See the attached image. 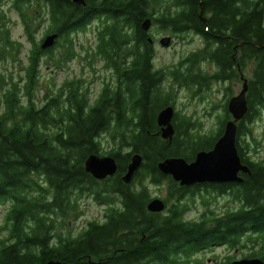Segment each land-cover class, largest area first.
Returning a JSON list of instances; mask_svg holds the SVG:
<instances>
[{"label":"trees","instance_id":"obj_1","mask_svg":"<svg viewBox=\"0 0 264 264\" xmlns=\"http://www.w3.org/2000/svg\"><path fill=\"white\" fill-rule=\"evenodd\" d=\"M85 2L13 0L32 44L25 63L22 44L12 38L0 15V62L19 63L22 70L18 79L0 71V208L9 204L1 228L7 236L0 241V264H192L194 253L212 243L232 248L251 244L247 257L264 260V159L248 127L264 114V0ZM41 16L44 38L59 35L48 50L37 39L43 29L37 30L42 23L35 22ZM147 19L174 36L192 34L205 41L204 50L183 57L169 72L176 84L198 91L212 82L243 84L242 76L247 78L252 65L249 109L239 123L237 140L251 174L243 184L222 190H230L232 202L239 204L223 215L209 211L188 220L193 196L201 190L185 203L189 190L162 174L158 164L168 158L193 161L199 151L211 150L232 118L228 105L218 117H224L219 133H195L197 123L176 113L173 140L162 138L158 115L168 106L175 108L174 91L163 87V70L155 69V40L151 30L142 28ZM93 25L97 45L88 65L94 69L103 62L113 73L112 81L104 82L93 99L83 80H68L49 88L39 102L42 69H62L77 57L74 39ZM61 47L66 53L58 57L54 51ZM45 55L49 59L44 63ZM207 62L215 66L214 74L200 69ZM106 136L116 149L105 155ZM93 154L114 157L117 174L104 181L88 174L85 162ZM134 154L143 163L126 184L122 178ZM146 180L168 185L166 212L148 211L152 198ZM204 192L213 194L216 188L208 185ZM87 195L105 205L102 220L64 237L58 229L68 231L69 223L81 217L79 201Z\"/></svg>","mask_w":264,"mask_h":264},{"label":"rangeland","instance_id":"obj_2","mask_svg":"<svg viewBox=\"0 0 264 264\" xmlns=\"http://www.w3.org/2000/svg\"><path fill=\"white\" fill-rule=\"evenodd\" d=\"M4 9L8 12V16L11 19L10 23H8V27L11 30L12 38L23 46L21 57L23 63H25L27 62L26 57L32 45L27 39L24 25L19 21L20 18L18 13L12 9V4H6ZM45 30L46 27L44 23L43 31L37 35L38 41L42 39ZM151 35L155 40L154 48L156 57L154 66L156 70H163V87L166 89L173 88L176 113L180 114V116L191 118L193 122L197 123L194 130L195 133H219L224 117L221 120H219L218 117L224 114L226 102L241 91L242 83L226 84L212 82L208 88L201 91H198L195 87L192 89L174 83L169 72L174 70V67L179 64L183 57L192 52L204 50L205 41L192 34L174 36L169 32L160 30L158 26H153L151 28ZM166 36L173 37V42L170 47H163L160 44V40ZM74 40L77 57L65 64L62 69H58L54 64V66H45L42 69L39 87L36 90V98L39 102L49 93V88H59L68 80H83L85 86L90 89L93 99L100 93L104 82L112 81L113 73L112 71L104 69L103 62L95 65V70L88 65L93 48L97 45L95 25L90 27L87 32L79 34ZM54 53L60 57L65 55L66 49L61 47L55 50ZM47 59H49V56L45 57V61ZM200 69H203L208 74H214L216 71L215 66L208 62L200 65ZM5 70H8L9 74L12 73L15 77L14 79H18V77L22 75L19 63H13L12 61L0 62V71ZM252 74V65H250L246 71V77L250 80L253 76ZM248 127L253 131V137L261 144L259 156L264 159V114H262L261 119L257 120L254 124H249ZM244 141L248 143L249 137H244ZM114 149H116V145L112 139L108 136L104 137L103 153L106 155ZM144 184L148 188L152 199L157 197L167 199L169 197L167 184L155 185L152 184L150 180H146ZM205 201L207 203H204ZM79 202L82 215L78 220L69 223L70 230L64 231L68 236H76L79 232L84 230L91 221H101L105 213V205L97 203L92 195L83 196ZM185 203L188 202L186 201ZM195 204V208L191 209L187 215L188 220H198L204 212L209 211L215 212L217 215H223L226 211L235 209L239 206L238 203L232 202L227 196L207 192L200 193ZM8 207L9 204L3 205L0 208V241L7 236V233L2 231L1 228ZM249 246L251 248V244ZM250 248L229 250L219 247L215 250V254L219 256L218 263L222 264L228 254L231 256L243 255L249 253ZM211 257L213 258V255H207V258L204 259L205 264H210L209 259Z\"/></svg>","mask_w":264,"mask_h":264},{"label":"water","instance_id":"obj_3","mask_svg":"<svg viewBox=\"0 0 264 264\" xmlns=\"http://www.w3.org/2000/svg\"><path fill=\"white\" fill-rule=\"evenodd\" d=\"M79 5H86L85 0H72ZM203 7V4L201 5ZM203 11L201 12L202 15ZM202 17V16H201ZM142 28L150 31L152 28V20L147 19L143 22ZM59 38L58 34L47 35L41 48L48 50L56 45ZM153 43V39L149 38ZM173 42L171 36L163 37L160 44L163 47H170ZM242 89L233 96L228 104L229 112L232 119L226 122L223 135L217 140L211 150L199 151L192 162H188L184 158H168L158 164L159 171L171 176L173 180L180 183L182 187L192 186L205 183H242L244 178L240 177V173L251 174L250 168L243 164L239 155L237 140L239 123L248 113L247 94L249 90V80L242 76ZM176 110L173 106L163 109L158 115V125L161 129V136L164 140L172 141L175 136L174 117ZM143 157L140 154H134L127 172L123 176L126 184L132 182L135 173L141 167ZM119 166L117 160L112 156H99L93 154L89 156L85 162V170L98 181H104L109 177H114L118 172ZM167 205L162 198H153L147 205V209L151 213H164ZM47 264H65L60 261L51 260ZM232 264H264V260L260 258L235 260Z\"/></svg>","mask_w":264,"mask_h":264},{"label":"flooded vegetation","instance_id":"obj_4","mask_svg":"<svg viewBox=\"0 0 264 264\" xmlns=\"http://www.w3.org/2000/svg\"><path fill=\"white\" fill-rule=\"evenodd\" d=\"M8 3H11L12 4V9L13 10H15L17 13H18V15H19V12L14 8V6H13V0H3L1 3H0V15H3V16H5V18H6V22H8V23H10V21H11V19L9 18V16H8V12H6L5 11V9H4V7L6 6V4H8ZM31 4L33 5V4H35V1H32L31 2ZM38 14L40 13L39 11L37 12ZM19 21L21 22V24H23L24 25V23H23V20H22V18H21V16L19 15ZM40 21H42V22H40ZM36 24H41L42 23V25L41 26H39V29H37V30H39V31H41L42 29H43V26H44V19L42 18V16L41 17H38V20L35 22ZM25 33H26V31H25ZM26 36H27V34H26ZM173 38V37H172ZM27 39H28V37H27ZM43 39H44V34H43V36H42V39L40 40V41H38V43H39V45H42V41H43ZM32 45V44H31ZM45 57H46V55L43 57V62L45 63ZM248 79V78H247ZM249 80V79H248ZM243 85V84H242ZM232 98V97H231ZM230 98V99H231ZM230 99H229V101H230ZM228 101V102H229ZM228 102H226V104L228 105L229 103ZM228 107V106H227ZM228 111H229V109H228ZM229 114L231 115V113L229 112ZM231 117H232V115H231ZM232 119V118H231ZM229 121V120H228ZM175 127V126H174ZM161 130V129H160ZM175 133H176V131H175ZM160 134H161V132H160ZM192 162V161H191ZM244 164V163H243ZM245 165H247V164H245ZM248 166V165H247ZM249 167V166H248ZM240 175V177H242V178H244V176L245 175H249V173H240L239 174ZM177 183V182H176ZM178 184V186H179V188H181V189H184V188H186V189H188L189 190V195H188V197H186V201H190L191 200V196L190 195H192V193H194V192H198V190H201L200 191V193H202V192H204V188H205V186H208V185H214V187L216 188V194H218V195H222V196H227L230 200H231V197H230V195H229V191L230 190H228V192H226V193H224V194H222L221 192H222V190L223 189H226V188H231V187H234L235 185H239L238 183H213V184H211V183H205V184H196V185H192V186H184V187H182L181 185H180V183H177ZM240 184H243V182L242 183H240ZM168 191H169V188H168ZM199 195L200 194H195L193 197H194V200L196 201L197 200V198L199 197ZM169 196H170V194H169ZM168 199H169V197L167 198V199H164L165 200V202L168 204ZM190 199V200H189ZM196 204H195V202L190 206V211H191V209H193V208H195L194 206H195ZM189 211V212H190ZM188 212V213H189ZM188 213H187V215H188ZM205 213V212H204ZM203 213V214H204ZM202 214V215H203ZM201 215V216H202ZM68 230H70V228L68 229ZM65 231V230H64ZM64 231H61L60 229H58V233H62V235L64 236V237H67L68 235H66L65 234V232ZM219 247H222V248H227V249H229V250H231V249H237V248H232L228 243H224V244H219V243H212V244H210V245H208V246H206V247H204V248H202V249H198L197 251H196V253H194V255H193V258L191 259L192 260V264H205V261H204V259L205 258H207V255H213V258L211 257L210 259H209V262H210V264H219L218 263V259H219V256L218 255H216L215 254V250L216 249H218ZM242 250L243 249H247V248H250V246L248 245V244H246V245H242L241 247H240ZM251 249H252V246H251V248L249 249L250 251H249V253H245V254H241V255H237V256H231V255H227L226 256V258H225V261L222 263V264H228V263H230V264H232L235 260H241V259H252V258H249V257H247L249 254H251L250 252H251ZM256 258H258V257H256Z\"/></svg>","mask_w":264,"mask_h":264},{"label":"bare ground","instance_id":"obj_5","mask_svg":"<svg viewBox=\"0 0 264 264\" xmlns=\"http://www.w3.org/2000/svg\"><path fill=\"white\" fill-rule=\"evenodd\" d=\"M151 43V42H150ZM154 43V42H153ZM152 44V43H151ZM191 162V161H190ZM171 177V176H170ZM166 205H167V203H166ZM167 209V208H166ZM166 212V211H165Z\"/></svg>","mask_w":264,"mask_h":264}]
</instances>
